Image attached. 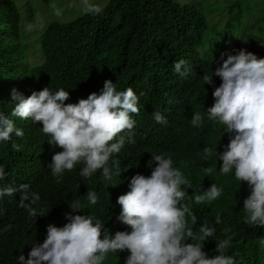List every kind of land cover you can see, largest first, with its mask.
<instances>
[{
  "label": "trees",
  "instance_id": "1",
  "mask_svg": "<svg viewBox=\"0 0 264 264\" xmlns=\"http://www.w3.org/2000/svg\"><path fill=\"white\" fill-rule=\"evenodd\" d=\"M227 11L230 21L240 22L243 11L239 4L229 5ZM19 18L12 0H0V111L7 115L14 107L12 89L27 97L45 86L51 91L63 88L69 92L65 103H75L89 93L99 94L107 79L116 84L117 90L133 89L139 97V113L133 114L135 142H126L114 154L121 170L129 167L113 176L115 186L103 182L99 171L88 178L80 176V165L65 171L58 183L47 165L62 149L47 142L40 122H18L26 130L27 141L16 147L11 141L0 142V165L6 172L0 187L27 184L39 193L43 210L49 211L34 218L20 206L19 192L0 197V264H17L20 254L27 259L31 242H43L48 224L63 226L64 213L76 203L81 206V214L93 215L104 223L101 235L105 229L109 235L118 230L130 231L129 226L115 221L120 212L116 199L128 191L132 175H150V153L173 159L174 166L191 180L192 188L186 189L190 197L211 183L223 187L221 196L210 204L184 201L197 217L194 231L198 233L205 222L216 228L215 235L203 243V251L216 255L215 243L225 238L222 230L228 227L233 235L226 254L234 257L235 264H264V247L257 242L264 237V227L248 226L242 221L243 200L249 194L247 182L239 185L231 173L219 172L221 161L215 151H223L228 134L203 115L204 108L213 103L214 87L220 83L213 76L212 85H203V75H211L215 69L198 54L206 29L203 15L195 7L173 0H108L97 14L85 13L68 23H51L40 37L41 64L18 69L16 65L23 63L21 49L9 31ZM241 48L264 57V40L254 34L240 36L231 52ZM181 59L189 69L184 77L173 71V64ZM154 111H161L168 123H156L151 115ZM194 112L203 116L199 127L190 123ZM204 147L213 151L208 160L200 155ZM207 167L213 171L205 173ZM89 190L98 195L95 205L87 200ZM217 213L221 215L220 224H214ZM128 254L127 250L109 253L102 264H123Z\"/></svg>",
  "mask_w": 264,
  "mask_h": 264
},
{
  "label": "clouds",
  "instance_id": "2",
  "mask_svg": "<svg viewBox=\"0 0 264 264\" xmlns=\"http://www.w3.org/2000/svg\"><path fill=\"white\" fill-rule=\"evenodd\" d=\"M81 5L84 13L101 11L94 0H81ZM55 15L59 17L61 10L55 9ZM19 27L20 18L9 31V36L18 44ZM202 41L203 35L201 44ZM233 52H221L211 75H203V85H212L213 76L220 80L211 93L213 103L204 108L203 115L221 125L223 134H228L223 151H215L217 160L221 161L219 172L231 173L239 185L247 182L249 194L243 200L242 221L259 228L264 227V57L258 58L243 48ZM22 58L23 63L16 65L18 69L30 66L26 56ZM173 71L182 77L189 73L183 59L173 64ZM10 95L14 102L10 114L0 111V142L11 141L13 147L25 143L26 130L18 122L29 119L34 124L40 122L39 128L47 142L62 149L47 165L58 183L65 171L80 165V176L88 178L99 171L103 182L117 185L112 184L113 176L129 167L121 170L114 154L126 142H135L133 114L139 113V97L132 88L117 90L116 84L106 79L99 94L89 93L75 103H65L69 97L67 90L51 91L47 86L33 90L27 97L16 89ZM151 115L158 124L168 123L161 111ZM202 119L201 112H194L190 123L199 127ZM11 153L15 155L14 151ZM150 154V161L155 165H151L150 175H132L128 191L116 199L120 212L115 221L129 226L130 231L118 230L109 235L105 229L101 235L104 223L93 215L81 214V206L76 203L69 207L71 211L64 213L66 223L60 227L48 224L43 242H31L27 259L20 254L17 264H102L107 254L124 250L129 254L123 264H235L234 257L226 254L232 246L231 228L222 230L225 238L215 243L217 254L209 256L202 250L203 243L215 235L216 228L205 222L199 226L198 233L194 231L197 217L184 203L191 199L195 204H210L221 196L223 187L211 183L206 190L198 189L190 197L186 189L192 188L191 180L174 166L173 159L164 154ZM200 155L208 160L213 151L204 147ZM203 171L211 173L213 169L207 167ZM5 176V169L0 165V181ZM16 192L20 193V206L29 216H43L49 211L43 210L39 193L31 191L27 184L0 187V197ZM87 200L95 205L97 193L89 190ZM220 223L221 215L217 213L214 224ZM257 242L264 247V237Z\"/></svg>",
  "mask_w": 264,
  "mask_h": 264
},
{
  "label": "rangeland",
  "instance_id": "3",
  "mask_svg": "<svg viewBox=\"0 0 264 264\" xmlns=\"http://www.w3.org/2000/svg\"><path fill=\"white\" fill-rule=\"evenodd\" d=\"M20 16V55L32 65L42 62L40 37L53 22L67 23L85 14L81 0H12ZM108 0H94L100 8ZM194 6L205 18L206 29L198 54L215 68L221 52H231L234 43L245 33L264 40V0H173ZM239 4L243 14L239 23L230 21L228 6ZM61 15H55V9ZM38 53V54H37ZM212 54V56H211ZM28 57V58H27ZM213 57V63H212ZM226 58V57H225Z\"/></svg>",
  "mask_w": 264,
  "mask_h": 264
}]
</instances>
